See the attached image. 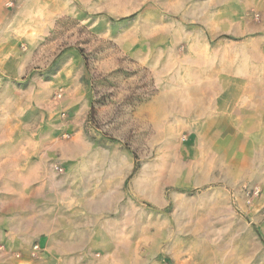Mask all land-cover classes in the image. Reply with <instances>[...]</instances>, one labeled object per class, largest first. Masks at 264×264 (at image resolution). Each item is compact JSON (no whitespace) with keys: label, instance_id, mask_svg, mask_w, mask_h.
Returning <instances> with one entry per match:
<instances>
[{"label":"rangeland","instance_id":"374dc122","mask_svg":"<svg viewBox=\"0 0 264 264\" xmlns=\"http://www.w3.org/2000/svg\"><path fill=\"white\" fill-rule=\"evenodd\" d=\"M0 264H264V0H0Z\"/></svg>","mask_w":264,"mask_h":264},{"label":"crops","instance_id":"0c3cea01","mask_svg":"<svg viewBox=\"0 0 264 264\" xmlns=\"http://www.w3.org/2000/svg\"><path fill=\"white\" fill-rule=\"evenodd\" d=\"M41 187V190L40 191H42L43 190V185H41L40 186ZM45 189L46 188H48V187H44ZM52 188V189H51ZM58 188H59V186H58V184L57 183H53V184H51L50 185V188H49V191L50 192H53L52 194H54V193H56V192H58ZM42 199H43V197H42ZM53 199V198H52ZM58 234L59 233H56V235H54L53 236V232L50 234V236L51 237H44V238H41L40 240H39V244H40V246L42 247V249H45L46 247H47V245H48V242L50 241V239L53 237H57L58 236ZM63 252H65V253H73L72 251H64V250H61V249H59V250H53V255H63Z\"/></svg>","mask_w":264,"mask_h":264},{"label":"built area","instance_id":"2783aa9c","mask_svg":"<svg viewBox=\"0 0 264 264\" xmlns=\"http://www.w3.org/2000/svg\"><path fill=\"white\" fill-rule=\"evenodd\" d=\"M56 170H58V167L57 166H55L54 167ZM38 245H35V246H33V248H32V255H35L36 253H38Z\"/></svg>","mask_w":264,"mask_h":264}]
</instances>
